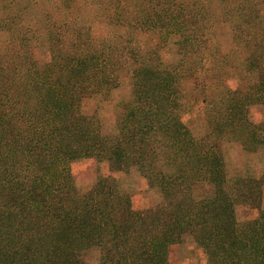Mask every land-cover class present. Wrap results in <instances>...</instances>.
Here are the masks:
<instances>
[{"label":"trees","instance_id":"16d2710c","mask_svg":"<svg viewBox=\"0 0 264 264\" xmlns=\"http://www.w3.org/2000/svg\"><path fill=\"white\" fill-rule=\"evenodd\" d=\"M50 2L68 26L65 56L51 57L43 71L25 60L20 72L0 59V264H90L93 254L98 264H168L170 247L187 239L207 264H264V173L227 178L222 152L223 142L235 141L264 154V122L249 120L250 106H264V0H218L216 11L211 0ZM13 4L0 31L38 37ZM232 18L235 36L244 38L246 87L230 90L222 81L216 96L228 62L215 73L208 49ZM88 25L110 27L109 39L92 42ZM52 27L42 21L51 47L59 41ZM149 34L174 44L179 64L165 66L156 49L134 45ZM209 60L216 65L207 68ZM124 71L132 99L104 134L83 106L107 100ZM187 94L204 105V135L181 121ZM85 158L108 162L112 172L137 169L161 201L135 211L113 177L80 193L70 164ZM237 206L256 217L240 224Z\"/></svg>","mask_w":264,"mask_h":264},{"label":"rangeland","instance_id":"374dc122","mask_svg":"<svg viewBox=\"0 0 264 264\" xmlns=\"http://www.w3.org/2000/svg\"><path fill=\"white\" fill-rule=\"evenodd\" d=\"M14 3L13 11L17 14L21 13V19L24 21L32 19V23L36 30H41L40 35L36 38H30V34H26L27 38L16 39L14 35L7 34L0 31V59L4 62H9L18 70H25L27 62H30L35 68L43 71L46 64H49L51 57L58 56L63 58L66 54L67 48L71 42L65 39L66 25L64 18L59 15L58 8L51 4L50 0H0V18L6 13V5ZM29 3L31 5L29 6ZM218 0H211L212 11L218 8ZM226 5L225 3H223ZM214 7V8H213ZM13 12V13H14ZM43 24H47L59 33V41L51 47L49 41V34L42 31ZM89 22V21H88ZM90 27V37L92 42L99 43L101 40L109 39L111 35V28L99 25H88ZM53 29V30H54ZM52 30V31H53ZM49 33V32H48ZM57 37V38H58ZM242 34H234L233 18L221 23L217 28V37L214 44L209 47L210 58L214 56V60L218 62L213 64L209 62L206 64L207 68L214 67L220 73L225 69L223 61L228 62V67L225 73L221 75L218 80V87L214 90L216 96L224 85L230 90L242 88L245 90V83L242 78L244 73L240 66L243 54L246 51L243 43ZM49 41V42H48ZM134 45L142 50L156 49L161 58V62L165 66L177 65L180 62L177 47L171 42L165 44L159 42L156 37L149 35H137ZM31 46V47H30ZM2 50V53H1ZM52 50V51H51ZM55 54H54V53ZM208 55V53H207ZM27 62H26V61ZM235 68V69H234ZM21 72V71H20ZM215 72V73H217ZM122 76L119 87L113 90L104 102L98 100H89L84 103L83 111L92 115L95 114L102 126L103 133L109 134L113 131L116 116L121 112L122 105L131 102L132 91L130 85V78L126 71L120 73ZM224 81V85L221 82ZM201 85L199 89H201ZM224 91V88H223ZM192 91L189 90L190 95ZM186 96L184 108L181 113V121L189 128L192 134L197 137L204 135L206 132V125L203 121L204 105L201 101L194 103L193 97ZM208 96H214L213 92L206 90L203 93ZM193 96V95H192ZM195 96V95H194ZM202 94L198 92L195 98L202 100ZM249 120L253 124L264 122V106L254 105L249 108ZM222 152L225 162V173L227 178L236 177L240 174L242 177L251 180L259 179L264 173V154L246 153L240 142L229 141L223 142ZM70 172L73 178L75 188L80 193L88 192L97 182L99 178L113 177L119 180V186L122 190L129 193L131 196V205L135 211H144L161 201V195L157 190L149 189L145 179H143L137 169H131L125 172H112L109 164L106 161H99L95 158H85L74 161L70 164ZM263 198L261 208L264 211V187L262 188ZM201 194V192L199 193ZM257 211L248 209L243 206L236 207L237 221L241 224L256 217ZM90 264H98V259L95 254L89 258ZM207 256L203 249L197 247L192 241L185 242L171 246L168 253V264H207Z\"/></svg>","mask_w":264,"mask_h":264}]
</instances>
